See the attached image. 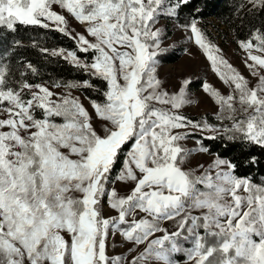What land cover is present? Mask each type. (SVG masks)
I'll return each mask as SVG.
<instances>
[{"label": "snow or ice", "instance_id": "snow-or-ice-1", "mask_svg": "<svg viewBox=\"0 0 264 264\" xmlns=\"http://www.w3.org/2000/svg\"><path fill=\"white\" fill-rule=\"evenodd\" d=\"M188 7L190 0H0V28L67 36L72 48L32 44L86 77L37 82L42 72L31 61L12 64L19 39L0 54V264H264V178L238 174L219 153L207 167H185L193 152L210 153L203 139L264 153V31L237 40L245 77L201 28L200 7L180 23ZM245 8L264 11V0L236 10ZM162 17L176 21L229 89L201 85L217 106L215 122L181 111L194 102L190 79L178 91L163 88L158 67L171 45L157 26ZM69 18L82 30H70ZM73 90L96 94L85 96L92 113ZM197 136V147L182 145ZM244 163L259 160L249 152ZM116 234L130 245L127 255L109 254Z\"/></svg>", "mask_w": 264, "mask_h": 264}, {"label": "trees", "instance_id": "trees-1", "mask_svg": "<svg viewBox=\"0 0 264 264\" xmlns=\"http://www.w3.org/2000/svg\"><path fill=\"white\" fill-rule=\"evenodd\" d=\"M244 2L245 0H190V7L185 8L181 13L180 23H183L184 19L188 17L191 6H198L201 8V12L199 13L201 28L206 31L209 37H214L212 30L209 28L212 25L218 33L224 32L221 25L226 26L235 41L246 38L250 30L254 28H260L264 31V11L249 14L247 8H245L237 12L238 5ZM248 7L251 6L248 5ZM14 39H19L22 46H15L13 54L19 60L23 58L24 60L31 61L41 69L42 74L39 77L33 78L37 82L50 79H63L66 81L69 79L82 80L86 78L84 73L75 70L63 59L48 57L45 60V54L40 53L38 47H34L32 44L33 39H35L39 46L72 48L73 41L67 36L56 31L33 29L30 27L21 28L16 33H11L0 28V54L7 48L14 47L12 44ZM178 50L174 46H171L168 52L163 55V58L168 62L177 60L179 56ZM82 92L86 96L96 98V94L91 91L82 90ZM202 117H206L209 122H215L214 113H202L193 117V119L200 120ZM196 138L199 139L200 137L197 136ZM202 143L209 147V154L219 153L222 156L233 159L238 164V174L251 173L254 180L264 178V153L261 152L259 147L245 146L239 141H226L222 137L203 139ZM225 145L227 146L225 147ZM249 152L255 154L259 160V163L252 167L244 163Z\"/></svg>", "mask_w": 264, "mask_h": 264}, {"label": "rangeland", "instance_id": "rangeland-1", "mask_svg": "<svg viewBox=\"0 0 264 264\" xmlns=\"http://www.w3.org/2000/svg\"><path fill=\"white\" fill-rule=\"evenodd\" d=\"M69 29L81 31L80 25L74 20V18H69ZM212 20V19H211ZM216 21L215 19H213ZM176 21L169 20L166 17H162L159 20L157 26L164 29L166 39L165 44L174 46L178 50L179 56L177 60L168 62L161 57V64L158 67V78L163 82V88L169 92L178 91V88L183 79H190V84L188 86L189 92L191 94V99L194 101L192 104L184 106L181 111L187 115L190 119L200 115L202 113H215L217 111V106L213 99L202 90V83L206 80L208 83L212 84L214 87L219 89L221 92L227 94L229 89L225 86L213 72L210 67V62L207 60L206 55L203 54L202 50L199 49L194 42L187 39V34L183 29L175 27ZM201 26V25H200ZM224 32L218 33L215 27L212 25L209 28L212 30L214 37L208 38L213 41L221 50L224 57L245 77L250 78V73L243 63L244 55L242 50L239 48L237 41L233 39L231 32L222 26ZM187 48V52L185 49ZM5 50V49H4ZM11 60L13 65L19 60L17 56L12 54ZM73 95L79 96L90 113L93 112L89 101L85 99V94L82 90H73ZM94 126L100 131L103 127V121L98 118L93 120ZM197 138L189 137L188 139L182 141V145L186 148L197 147ZM214 159V154L203 153V152H193L185 164V167L196 168L197 165H202L207 167ZM203 168L198 171H202ZM118 191L121 193H126L128 187L120 182L116 184ZM114 214V213H113ZM168 222H165V226ZM110 244L116 245L114 248L109 246L108 252L110 255L126 254L127 248L130 246L126 242H123V238L116 234L114 237L110 238ZM142 247V246H141ZM130 259V256H129Z\"/></svg>", "mask_w": 264, "mask_h": 264}]
</instances>
